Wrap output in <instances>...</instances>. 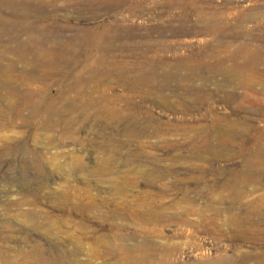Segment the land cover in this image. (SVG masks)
<instances>
[{
  "label": "rangeland",
  "instance_id": "rangeland-1",
  "mask_svg": "<svg viewBox=\"0 0 264 264\" xmlns=\"http://www.w3.org/2000/svg\"><path fill=\"white\" fill-rule=\"evenodd\" d=\"M0 6L2 43L37 33L44 42L64 44L101 32L119 58L140 49L150 56L146 47L158 45L171 49L166 56L177 57L201 48L226 49L243 64L247 49L264 70V0H0ZM7 58L0 59V76L6 78L11 68L13 85L4 89L0 83V264H264V165H247L257 158L264 162V149L203 162L192 155L207 137L200 127L209 123L204 117L209 108L220 117L253 118L263 131L264 117L235 112L243 98L255 100L251 92L237 87L243 98L226 102L223 93H215L188 114L160 100L166 96L179 104V94H135L106 83L101 90L113 95L108 109H93L85 120L78 116L84 108L65 113L68 101L43 100L62 113L49 121L45 108L32 113L16 95L42 87L43 97L54 99L62 89L59 76L35 71L20 85L17 77L32 63L26 68L17 56ZM170 70L159 74L186 73ZM207 85L214 92L213 83ZM157 119L199 131L182 134L177 127L130 136Z\"/></svg>",
  "mask_w": 264,
  "mask_h": 264
},
{
  "label": "bare ground",
  "instance_id": "bare-ground-1",
  "mask_svg": "<svg viewBox=\"0 0 264 264\" xmlns=\"http://www.w3.org/2000/svg\"><path fill=\"white\" fill-rule=\"evenodd\" d=\"M181 9L183 10V8ZM2 11L3 10L0 6V12ZM187 14L189 13L187 12ZM191 16L192 15H190V17ZM198 23L199 22L197 21V24ZM214 29L216 28L214 27ZM106 30H108V28ZM39 31L41 32V27ZM34 34L27 33V35H25L22 40H18L17 37L13 39V42L11 43L9 41V43H5L6 41H4V43L0 42V59L3 58L2 60H9L7 58L8 55H15L17 56L16 62L26 63L23 64V66L25 65V67L28 62V65L30 64V62L32 63V66L30 67V69H28V71L27 69H25L26 72L23 75L24 77H17V80L20 79L19 82L15 81L18 84H20V82L22 83V81L28 82L27 77H30L35 71H41L44 77L50 74L59 76V79H57V83L61 85L62 89L60 91V95L58 97L56 96V98L54 99L47 98V96L43 97V91H40L42 90V87L34 88L36 90L38 88V91H27L28 87L26 86V91H23L24 88L23 90L21 88L20 90H22V92L20 93V96L16 95L20 101H23L24 107L28 106L29 108H31L30 110L32 113L40 108H45L44 111L47 120L55 116H61L62 113H60V111L53 106H44V104L41 103L43 102V100H49L54 103L59 101H68V104H65V113H72V111L74 112L76 110H81L84 108L82 111L78 112V116L83 117L85 120L91 116V110L93 111V109H98L99 111L108 109L107 105L110 103V101H112L113 95L108 94L106 90H101V88H103L106 83L110 84L111 88L115 86H119L120 88L130 87L135 92V94H139L143 91L147 94H162L165 91H168L169 94L173 93V96L174 94H179V97L177 99L183 101L179 104L169 101L166 96L160 95V100H163L166 106L188 114L190 113V111L192 112V108H194L195 106L203 105L206 103L208 104L209 101L213 100L212 98L215 93H223V96H221L222 101L224 102H226L227 99L238 101L243 97L237 94L234 90L237 87H243L247 91L251 92V96H253V99L255 100H251L252 98L250 100H244L243 98V100L241 101L242 105L236 107L235 112L237 114L247 112L250 113L251 116L253 115L254 118L256 116L264 117V70L260 68L261 64L258 59L255 58L252 52H249L247 49H243V64H239L238 59H236V56L234 54H231V52L228 55L226 49L222 50V53H220L219 51H217V49L215 51L214 49L209 47L207 51L204 48H201L197 51H189V53L183 57L181 55V57H177V55L174 54L171 56L165 55L166 53L171 52V49H168L169 47L167 48L166 46H162L160 48H157L158 45H151L147 46L145 49V53L151 52L152 55L150 56H142L143 50L140 49L138 50L140 52L132 53L129 57L119 58L115 56V48L104 37V35L101 34V32H90L83 36V39H72L71 41L64 44L54 42L47 43ZM197 34L198 33H196V35ZM14 36H18V34H15ZM11 45H13V47H11ZM119 50L122 49L119 48ZM241 50L242 48L237 49L238 53ZM90 62L94 63V67L89 66ZM165 69L185 71L186 73L182 76L177 73L170 72H163L159 74V71L162 72ZM5 70L6 78L0 76V83L5 85H2L3 88L12 85L9 79V77L11 76H9V71L11 70V68ZM64 70L67 71V75L63 72ZM145 70H148L147 73L144 72ZM135 71L138 72L137 77H128L130 73ZM171 72H173V70ZM217 77H221V79L215 80ZM198 81L204 83L198 85ZM210 83L211 85L213 83L214 92L209 91L207 84ZM227 89H230V91H227ZM12 92L15 93V91ZM12 92L11 94H13ZM98 92H100L99 95ZM70 93H74L75 96L73 98H68L67 95ZM85 94H89L91 98L87 102L83 100V95ZM93 95H97L99 98L95 99L92 97ZM259 95L263 96L261 100L258 99ZM9 96L10 95H6L5 98H9ZM0 99H2V96H0ZM61 102V105L65 103ZM17 103L18 102H16V104ZM193 110L195 111V109ZM108 111L110 112V109ZM3 116L4 114L0 112V117L3 118ZM204 117H207L209 119L210 124L208 123L209 125H202L200 127L201 132L204 133L203 135L206 134L207 137L203 136L206 138L203 140V142L201 141L202 144H200L201 146L197 148V153L192 154L193 157L197 159V161H214L215 159L222 156H232L238 154L242 149L245 148L250 149L255 147L256 151H258L259 148L264 149V128L262 129L263 131H259V129H256L254 127V121H252L253 118L252 120H248L246 117L241 116H234L231 117V119L229 116L228 118L220 117L216 116L215 112L210 108L206 110V116ZM115 118L116 117L113 116V113L111 112V121H114ZM118 119V121L123 124V117H120ZM132 122L135 125L136 119H134ZM70 124L71 122L66 123L63 126H65L66 129L70 126ZM0 127H2V123H0ZM177 127H182V134H187L189 131L195 130L198 133L199 131L193 125L191 126L188 124H183L181 126H178L175 124H168L163 122L162 120L157 119L154 120V122H152L151 120L148 121L147 125L144 127H136L129 134L130 136L134 137L153 136L161 129H170L176 131ZM205 131H207L208 133L210 132L211 134L208 136ZM211 135L213 137H210ZM212 138H215L216 142L214 139L212 143L210 141V139ZM249 155H251V153ZM250 159H252V157ZM39 165H37V167ZM247 165L253 169L257 168L259 165H264V162L261 159L257 158L251 162H247Z\"/></svg>",
  "mask_w": 264,
  "mask_h": 264
}]
</instances>
